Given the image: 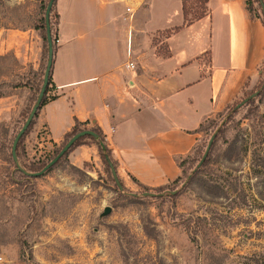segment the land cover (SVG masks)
Wrapping results in <instances>:
<instances>
[{"label":"rangeland","instance_id":"rangeland-1","mask_svg":"<svg viewBox=\"0 0 264 264\" xmlns=\"http://www.w3.org/2000/svg\"><path fill=\"white\" fill-rule=\"evenodd\" d=\"M48 2L0 0V96L20 85L30 94L11 124L0 123V264H264V64L228 108L202 125L198 146L178 161L180 175L161 188L144 190L119 175L110 155L119 188L97 147L88 146L91 139L72 146L40 177L15 171L12 142L47 62L42 20ZM260 3L246 6L264 23ZM203 10L199 0H189L185 20ZM11 47L16 53L1 55ZM34 125L17 144L18 161L32 173L67 142L50 143L45 130L37 137ZM214 133L208 161L197 169ZM106 207L111 211L101 217Z\"/></svg>","mask_w":264,"mask_h":264},{"label":"crops","instance_id":"crops-1","mask_svg":"<svg viewBox=\"0 0 264 264\" xmlns=\"http://www.w3.org/2000/svg\"><path fill=\"white\" fill-rule=\"evenodd\" d=\"M183 1L56 0L55 99L38 111L35 135L45 130L59 146L76 121L96 126L119 175L147 188L177 179V160L196 149L202 125L264 64V23L245 0H207L189 24ZM28 95L20 85L0 96V123L14 120Z\"/></svg>","mask_w":264,"mask_h":264},{"label":"water","instance_id":"water-1","mask_svg":"<svg viewBox=\"0 0 264 264\" xmlns=\"http://www.w3.org/2000/svg\"><path fill=\"white\" fill-rule=\"evenodd\" d=\"M56 0H49L46 9H45V13H44V21H45V36H46V43H47V62H46V67L44 70V74H43V79H42V85L41 88L39 90V93L37 94L36 100L30 110V113L28 115V117L26 118L25 122L23 123L22 127L19 129L18 133L16 134L13 142H12V146H11V158L14 162L15 168L17 171L21 172L22 174L26 175L27 177L30 178H37L42 176L45 172H47L51 167H53L69 150L70 148L74 145V143L83 137L86 136H91L94 139L97 138L96 134H94L92 131L90 130H83L78 132L77 134H75L74 136H72L70 138V140L65 144V146L59 151V153L55 156V158H53L46 166H44L42 168V170H40L39 172L36 173H29L27 171H25L21 166L20 163L18 161V158L16 156V149H17V144L19 143V141L21 140V138L23 137V135L25 134V132L28 130L31 122L33 121L36 113L38 112L42 100L45 96L46 93V89L49 85V80H50V70H51V66H52V61H53V53H54V49H53V42H52V34H51V27H50V13H51V9L52 6L54 4ZM263 13H264V7L263 5L260 3ZM256 96L255 94L250 95L249 97H247L245 100H243L240 104L237 105V107L242 106L243 104L247 103L248 101H250L251 99H253ZM215 134L211 137L210 141L208 142V145L206 147L205 153L203 155V157L201 158L199 164L197 165V169L200 168V166L202 165V163L204 162L210 148L212 145V142L215 138ZM105 160L107 161V165L110 168L111 171V175L113 177V180L115 182V184L120 188V184L119 181L117 179L116 176V172L115 169L113 168L109 158L107 156H105ZM143 195L145 196H151V194L148 193H144ZM111 209L109 207L104 208L101 217H104L106 215H108L110 213Z\"/></svg>","mask_w":264,"mask_h":264},{"label":"trees","instance_id":"trees-1","mask_svg":"<svg viewBox=\"0 0 264 264\" xmlns=\"http://www.w3.org/2000/svg\"><path fill=\"white\" fill-rule=\"evenodd\" d=\"M189 0H184L183 1V3H182V10H183V15H184V18H185V8H186V4H187V2H188ZM247 2H245V3H247L248 4V0H246ZM260 1V0H259ZM206 2H207V0H199V3L201 4V5H203V9H205L204 8V5L206 4ZM204 10H203V13L201 14V15H199L198 17H196V18H194V19H192V20H190V21H187V20H185V23H187V24H189L191 21H193V20H197V19H199L200 17H202L203 15H204ZM42 26H43V28H44V34L42 35V39H43V42H44V44H45V52L47 51V43H46V36H45V21H44V18H43V20H42ZM50 27H51V24H50ZM55 40H56V37H55ZM41 85H42V81L41 82H39V85H34V86H31L30 87V89L33 91V94H32V96L29 98V103H31L32 104V106H33V104H34V102H35V100H36V97H37V94L39 93V90H40V88H41ZM50 85H51V80H49V85H48V87H47V89H46V93H45V96H44V98H43V100H42V103H41V106H40V108H39V110L46 104V103H48L49 101H52V100H54L55 99V96H51V97H48V92H49V87H50ZM263 86H264V83H263ZM33 97H35V99L33 98ZM33 102V103H32ZM240 104V103H239ZM238 105V104H237ZM237 105L235 106V108L237 107ZM32 106H31V108H32ZM31 108H30V110H31ZM30 110H28V112H26L25 113V117H23V118H25L24 119V122H25V120H26V118L28 117V115H29V113H30ZM38 110V111H39ZM37 114H38V112L36 113V115H35V117H34V119H33V121L31 122V124H30V126H29V128H31L33 125H34V122H35V119H36V117H37ZM22 116V115H21ZM23 122V123H24ZM85 125L86 124H82V123H78L77 121H76V123H75V125H74V127L72 128V130L69 132V133H67L66 135H65V138H64V140H67V142L70 140V138L72 137V136H74L75 134H77L78 132H80V131H83V130H81V128H84V129H86L85 128ZM90 131H92L94 134H96V136H97V138L96 139H94L93 137H91V136H86V137H83V138H80V139H78L75 143H74V145H73V147H76V146H79V145H83L84 144V141L86 140V139H91L96 145H97V147H98V150H99V152L101 153V155H102V157H103V159H104V162L107 164V161L105 160V156H107L108 158H109V160H110V162H111V159H110V151L108 150V148L106 147V145H105V141H104V138H103V135H102V132L100 131V129L98 128V127H96V126H93V127H91L90 128ZM27 132V131H26ZM26 132H25V134H26ZM25 134L23 135V137L21 138V140H20V142L21 141H23L24 140V137H25ZM215 139V138H214ZM66 142V143H67ZM215 145V141L213 140V142H212V145H211V148L213 149V146ZM60 151V150H59ZM59 151H56L55 152V156L59 153ZM16 156H17V158H18V160L20 159V157H19V154H18V152H17V149H16ZM182 161V160H184V159H178L177 160V163H178V161ZM207 161H208V159H206V160H204V162L202 163V165L200 166V168L202 167H204L205 166V164L207 163ZM21 163V162H20ZM20 165H22V167H23V169L25 170V171H27V172H29V173H32V171H34V170H31V169H27L26 168V166H24L23 164H20ZM45 164H43L41 167H43ZM178 167L180 168V165L178 164ZM16 172H18V173H20L25 179H29L30 177H27L26 175H24V174H22L21 172H19V171H17V170H15ZM36 173V172H35ZM135 184H137L140 188H142V189H144V190H148L149 188H147V187H144V186H141L140 184H138L135 180H132ZM163 186H165V185H162V186H160V187H157V189L158 188H161V187H163Z\"/></svg>","mask_w":264,"mask_h":264},{"label":"built area","instance_id":"built-area-1","mask_svg":"<svg viewBox=\"0 0 264 264\" xmlns=\"http://www.w3.org/2000/svg\"><path fill=\"white\" fill-rule=\"evenodd\" d=\"M126 12L130 14V19H131L132 14H131V10H130L129 7H126ZM129 65H130V67H132V68L134 67L133 64H131V63H130Z\"/></svg>","mask_w":264,"mask_h":264}]
</instances>
